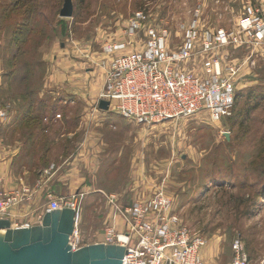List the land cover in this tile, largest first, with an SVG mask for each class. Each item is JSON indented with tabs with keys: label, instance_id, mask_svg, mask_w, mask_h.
<instances>
[{
	"label": "rangeland",
	"instance_id": "1",
	"mask_svg": "<svg viewBox=\"0 0 264 264\" xmlns=\"http://www.w3.org/2000/svg\"><path fill=\"white\" fill-rule=\"evenodd\" d=\"M70 1L72 16L62 18L65 0H0V160L47 172L57 196L84 193L82 246L112 226L116 208L163 183L173 214L207 241L204 264H230L236 237L249 264H264V47L228 50L244 65L234 108L218 122L195 115L144 127L95 111L102 46L124 36L135 12L167 27L174 46L198 7L204 25L230 31L258 0ZM60 175L70 176L52 188Z\"/></svg>",
	"mask_w": 264,
	"mask_h": 264
},
{
	"label": "built area",
	"instance_id": "2",
	"mask_svg": "<svg viewBox=\"0 0 264 264\" xmlns=\"http://www.w3.org/2000/svg\"><path fill=\"white\" fill-rule=\"evenodd\" d=\"M201 15L199 7L194 10L192 19L181 27L179 44L173 46L167 27L145 24L144 12H135L124 36L102 46L107 57L99 65L102 83L95 111L99 110V102L105 101L107 112L144 127L195 115L212 122L228 117L235 105L236 82L244 65L230 61L228 50L247 44L253 46L254 52L264 47V0L248 4L230 31L204 25ZM6 116L7 110L0 107V120ZM152 191L148 198L137 197L127 207L116 208L112 226L101 232L95 244L124 248L121 264H204L202 251L207 241L190 232L173 214L163 183L154 184ZM83 196L80 191L57 196L46 190L43 210L32 207L26 214H19L30 204L33 192L22 185L6 184L0 172V219L11 222L21 218L18 224L11 222L12 226L27 228L40 224L46 212L71 209L76 213L69 237L73 251L82 247L77 224ZM109 200L117 202L114 197ZM231 248L230 264H249L239 237Z\"/></svg>",
	"mask_w": 264,
	"mask_h": 264
},
{
	"label": "water",
	"instance_id": "3",
	"mask_svg": "<svg viewBox=\"0 0 264 264\" xmlns=\"http://www.w3.org/2000/svg\"><path fill=\"white\" fill-rule=\"evenodd\" d=\"M62 18L72 16V3L65 0ZM98 108L108 110L100 101ZM76 213L71 209L46 212L40 224L15 228L0 219V264H121L125 249L104 244L85 245L71 250Z\"/></svg>",
	"mask_w": 264,
	"mask_h": 264
},
{
	"label": "crops",
	"instance_id": "4",
	"mask_svg": "<svg viewBox=\"0 0 264 264\" xmlns=\"http://www.w3.org/2000/svg\"><path fill=\"white\" fill-rule=\"evenodd\" d=\"M101 82H102V79H101ZM100 85H98V86H100ZM97 92H98V90H97ZM97 95L98 94H96V96ZM69 156H70L69 158H73L75 155L71 154ZM13 162L10 159L5 160V161L0 160V172L3 176V178L5 179L6 184H9L10 186H19V182H22L25 185V187L30 188V190L33 192V199L30 201L29 205L27 204L24 207L29 209V208L38 206V204H43L44 192L46 190H49V188L47 187V184L49 183L48 182L49 177L45 176L46 173H44L45 175H43L41 169L37 170V169H33L32 167H30V169L28 167H22L21 169L14 168L12 165ZM84 162H85V164H87L86 160ZM81 171H82L81 168H79V170L77 168H75L72 171V174H73V176H77ZM69 176H67V177H69ZM67 177L66 176L62 177L60 175L58 177V179L56 180V183L52 184V188L54 186L55 189H57V188L59 189L60 185L66 184L65 182H66ZM136 177L139 178L138 175ZM133 182L135 183V181H133ZM39 183H41L43 185L38 187ZM70 187H72V184L69 185V188ZM56 191L59 192V190H56ZM53 192L55 193V191H53ZM7 220H9V219H7ZM20 221H21V218L11 220V222L13 224H18V223H20ZM99 237H101V236L99 235Z\"/></svg>",
	"mask_w": 264,
	"mask_h": 264
},
{
	"label": "trees",
	"instance_id": "5",
	"mask_svg": "<svg viewBox=\"0 0 264 264\" xmlns=\"http://www.w3.org/2000/svg\"><path fill=\"white\" fill-rule=\"evenodd\" d=\"M235 100H236V98H235Z\"/></svg>",
	"mask_w": 264,
	"mask_h": 264
}]
</instances>
